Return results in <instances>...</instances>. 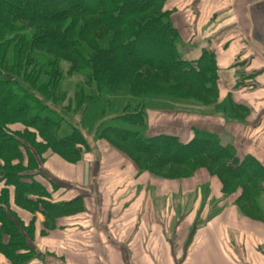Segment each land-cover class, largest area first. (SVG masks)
Returning <instances> with one entry per match:
<instances>
[{"label": "trees", "instance_id": "trees-1", "mask_svg": "<svg viewBox=\"0 0 264 264\" xmlns=\"http://www.w3.org/2000/svg\"><path fill=\"white\" fill-rule=\"evenodd\" d=\"M178 43L164 0H0V254L10 264L37 258L34 213L51 229L61 207L34 180L44 156L77 163L98 141L166 181L204 169L242 211L257 212L264 169L254 158L207 130L192 128L187 142L147 135V111L160 102L218 101L213 54L188 62ZM223 103L224 120H242L243 107ZM24 210L27 223L16 214Z\"/></svg>", "mask_w": 264, "mask_h": 264}, {"label": "crops", "instance_id": "crops-1", "mask_svg": "<svg viewBox=\"0 0 264 264\" xmlns=\"http://www.w3.org/2000/svg\"><path fill=\"white\" fill-rule=\"evenodd\" d=\"M164 10L178 35L181 58L194 62L203 51L211 52L218 100L245 109L241 121L205 116L207 130L238 157L250 156L264 169V0H164ZM192 128L163 134L187 142ZM104 145L96 142L97 150L77 163L49 156L34 172V180L61 207L50 230L43 231L44 218L36 214L31 246L40 253L29 264H264V192L253 214L246 213L252 207L242 211L235 199L226 198L231 201L217 203L210 216L208 202L223 196L221 185L205 172L208 202L199 207L196 173L160 186L164 204L156 211L147 173ZM172 195L196 199L180 215L169 205ZM22 213L16 214L26 221ZM0 264H10L2 254Z\"/></svg>", "mask_w": 264, "mask_h": 264}, {"label": "rangeland", "instance_id": "rangeland-1", "mask_svg": "<svg viewBox=\"0 0 264 264\" xmlns=\"http://www.w3.org/2000/svg\"><path fill=\"white\" fill-rule=\"evenodd\" d=\"M62 67L64 68V70L67 69V65H65L64 63L62 65ZM74 82H75L74 78H68V83H67V87L69 88V92L67 95L68 101L73 100L72 86H73ZM125 101H127V100H125ZM223 102H220L218 100L217 103L215 105H212L211 107L210 106H202V105H198V104H192V103L191 104L183 103L181 105L179 103V104L171 105L168 102H160L159 104L160 105H166L165 106L166 108L162 107V109H152V110L147 111V115L148 116L150 115L151 116L150 118H152V120H153L151 126L149 127L150 131L147 133V135L153 136V135L163 134V133L168 134V133H174L175 131L181 132V130H183V132L188 133L190 131L189 128L191 126H194V128H197V129L207 130L209 127L206 125V123H208L209 119L204 118V117L205 116L221 115L218 112H220L219 108L224 106ZM153 104H156V102H154ZM153 108H156V107H153ZM166 109H169V110H166ZM216 113H218V114H216ZM163 115H166V116H163ZM147 123H148V119H147ZM182 127H184V128H182ZM215 129L218 130L217 127ZM207 131H210V130H207ZM210 132H212V131H210ZM101 142L105 144L104 147H106V148L110 147L107 143H105L103 141H101ZM95 148H96V146H94V144H92L91 151H93ZM109 149H112V148H109ZM95 150H97V148ZM93 153L96 154L95 151ZM49 156H55V155L48 152L44 156L45 159L43 160L42 165L46 162V158ZM205 172L206 171L204 169H199L194 173V175L197 173L196 178H195L197 181V184L194 186L197 187V189L200 193V196H201V199L198 200V206L200 205L199 207L205 205L206 202H208L205 199L207 196V190L209 188L208 176L209 177H211V176L207 172L206 173L208 174V176H206ZM143 173H147V172H143ZM148 174L149 173L145 174V178H147V179L149 178L148 179V181H149L148 186H151L152 204L155 206L156 211H158V206H161L164 204V200L163 199L161 200L159 195H158L159 187L164 186V184H165V186H169L170 183H174V182H172V181L167 182L166 180H163L162 178H160L158 176H155L152 174H149V176H148ZM191 183H192V181H191ZM184 185L186 187H190L187 184H184ZM208 195H209V192H208ZM222 195L223 196H220L218 199H213L212 201L208 202V207H209L208 215L212 216L218 211L219 208H218L217 203H220L223 200H228V203H229L231 201L230 199H235V197H236L232 194L231 195H224L222 193ZM170 198L171 199L169 201V205H171L172 209L174 211L176 210L177 213H179L180 215H184L191 208V206L194 204V200L196 199V195H192V197H190V196H173L172 195V197H170ZM226 198H230V199H226ZM50 200L52 201V199H50ZM52 202L54 203V201H52ZM198 210L199 211L197 212V214L199 216L201 214L202 210L200 208ZM21 212H23L22 215L25 218H28L26 221H22V222L27 223V221L29 220V215H30L29 211L24 210ZM36 214H40L41 216H43L41 213L35 212L34 213L35 217H36ZM36 226H37V224H36ZM45 229L47 230L46 227H45ZM34 238H35V235L33 237V240H34ZM35 252H36V254L40 253L36 250H35Z\"/></svg>", "mask_w": 264, "mask_h": 264}]
</instances>
